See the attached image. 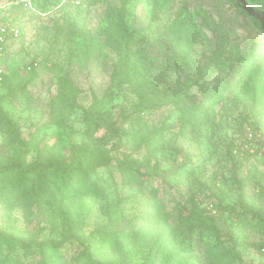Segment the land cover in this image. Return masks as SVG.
I'll return each mask as SVG.
<instances>
[{"label": "rangeland", "instance_id": "1", "mask_svg": "<svg viewBox=\"0 0 264 264\" xmlns=\"http://www.w3.org/2000/svg\"><path fill=\"white\" fill-rule=\"evenodd\" d=\"M240 1L246 9L239 12L226 0H0V30L9 29L6 72L15 70L27 78L30 63L37 61L36 79L15 102L14 120L21 136L29 140L37 134L28 161L51 153L67 155L73 143L86 137L84 115L97 103H103L111 118L119 117L124 98L116 96L110 84L121 57L117 39L127 40L125 26L134 30V42L146 53L136 82L144 77L175 86L195 106L207 92L219 90L201 107L210 121L202 128L204 134L189 127L182 133L181 117L174 115L172 105L148 119L152 127L169 125L166 143L183 149L170 160L159 155L162 167L180 170L177 189L162 186L159 211L149 206L156 202L153 186L160 181L125 179L113 165L93 179L92 191L78 183L68 191L43 195L39 202L7 203L0 198V230L21 245L46 240L59 244L70 238L59 248L46 250V260L40 261V251L23 247L15 251L5 247L4 256L9 254L20 264L104 261L97 252L100 244L88 236L106 222L107 209L119 202L127 215L119 229L147 236L152 264H264V227L240 203L264 209V0ZM7 17L16 20L5 21ZM174 32L182 33L185 40L173 42ZM95 38L98 45L88 58L86 48ZM260 45L262 53L248 65ZM65 76L80 90L78 107L66 124L45 126L49 102ZM6 92L0 86V95ZM118 120L122 130L131 128ZM10 130L0 115L2 161L19 151ZM117 137L109 145L120 146L114 152L116 160L137 159L145 153H135L133 143ZM245 150L250 156L243 155ZM190 194L215 215L220 235L203 224L196 223L194 229L180 225L179 207ZM219 199L224 209L215 206ZM144 213L148 217L140 219ZM243 245L247 253L242 260L224 259L225 251ZM133 246L132 239H123L113 248L114 254L124 264H136L131 261Z\"/></svg>", "mask_w": 264, "mask_h": 264}, {"label": "trees", "instance_id": "2", "mask_svg": "<svg viewBox=\"0 0 264 264\" xmlns=\"http://www.w3.org/2000/svg\"><path fill=\"white\" fill-rule=\"evenodd\" d=\"M56 1L60 2L61 0ZM226 1L233 10L240 12L246 9L240 0ZM125 2L127 3V1ZM154 14H157V11ZM3 19L12 22L16 20V18L9 17ZM122 19H124V15ZM261 19L257 17L256 21L259 23ZM7 31L9 32V29ZM124 31L127 34V40L117 39L116 49L119 50L121 57L111 75L110 84V88L116 90L115 95L124 98L123 103L120 105L119 117L116 119L111 118L110 112L104 108L103 103H97L94 108L85 112L86 137L82 142L73 143L69 153L63 157L51 153L32 161H28L27 156L36 147L37 134H33L29 140L23 138L20 134L18 122L14 120V115L15 102L29 91L30 84L36 79L38 74L37 61L34 59L30 63L31 76L27 78L18 76L15 70L6 72L5 67L8 62L5 54L10 44L3 43L0 45L3 52V55L0 53V65L5 70L0 86L7 91L5 94L0 95V115L11 127L10 132L19 145V151L16 155L11 156L7 161L0 160V198L4 202H39L43 195H54L59 189L68 191L78 183H83V187L92 191L90 185L93 183V179L104 175L113 165L122 172L125 179H156L160 181V185L153 186V197L156 202L149 206L152 211H159L161 208L162 202L159 193L162 186L178 188L179 168L162 167L159 155L162 154L165 160H170L171 157L182 153L183 149L172 143H166L165 131L169 129V125L163 124L152 127L148 125V119L158 110L172 105L174 115L181 117L180 128L182 133H185L189 127L200 135L204 134L205 131L202 128L210 125V121L201 112V107L204 102L218 96L219 90L207 92L204 101L195 106L185 101L181 97L180 90L175 86L161 81L148 80L144 77L136 82V78L140 77L139 69L146 58V53L134 42V30L129 29V26H125ZM172 36V40L174 39L173 42L176 44L185 40L180 32H174ZM97 45L98 39L95 38L87 46L86 54L88 58L92 57ZM262 49L263 45L257 46L256 51L251 55V59L247 61L248 65L260 56ZM79 93L80 90L71 77L65 76L61 79L57 85L56 98L49 102V121L46 122L45 126L66 124L78 107ZM118 119L123 123L131 124V128L122 130L118 125ZM250 124L254 125L253 123ZM140 130H143L142 134L139 133ZM116 136H119L117 138L120 140L126 138L133 143L135 153L141 151L145 153L137 159L126 157L116 160L114 152L120 146L117 142H113L112 146H109L111 139ZM243 155L245 157L250 156L246 150ZM240 203L244 209L248 210V214L258 218L259 224L264 227V209L245 203L243 200ZM215 206L218 209H224L223 199H219ZM208 213V208L202 207L201 200L196 195L190 194L183 201V205L179 207L180 225L194 229L196 223H199L214 234L220 235L215 222V215ZM147 215L146 213L141 214V218H139L146 219ZM126 220L127 215L121 208L120 203L113 204L107 209L106 222L88 236L92 243L100 244L97 252L101 254L104 261H99L97 264H124L121 257L114 254L115 249L113 250L123 239H132L134 242L133 254L130 252L132 263L152 264L153 256L147 248L150 243L147 236L137 231H121L119 229V225ZM69 239L65 238L59 244L46 240L21 245L18 239L0 230V264L21 263L9 254L4 256L3 250L5 247L9 248L10 251H15L17 247L26 248L29 252L38 250L40 251V261H42L47 259L46 250L53 247L57 249ZM245 248V245L241 248L234 246L225 251L223 257L225 260L230 261L242 260V257L247 253ZM262 250L264 251V247Z\"/></svg>", "mask_w": 264, "mask_h": 264}, {"label": "built area", "instance_id": "3", "mask_svg": "<svg viewBox=\"0 0 264 264\" xmlns=\"http://www.w3.org/2000/svg\"><path fill=\"white\" fill-rule=\"evenodd\" d=\"M6 28H2L0 30V45L3 43H7L9 41V32H6ZM14 34V36H17V32H12ZM0 53H1V48H0ZM2 75H3V68L0 65V81L2 80ZM209 208L211 209V206H209Z\"/></svg>", "mask_w": 264, "mask_h": 264}]
</instances>
